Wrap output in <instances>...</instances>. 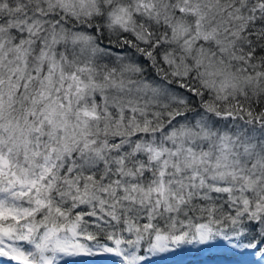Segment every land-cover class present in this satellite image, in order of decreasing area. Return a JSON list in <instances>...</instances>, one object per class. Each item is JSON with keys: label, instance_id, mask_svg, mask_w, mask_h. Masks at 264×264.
Wrapping results in <instances>:
<instances>
[{"label": "snow or ice", "instance_id": "1", "mask_svg": "<svg viewBox=\"0 0 264 264\" xmlns=\"http://www.w3.org/2000/svg\"><path fill=\"white\" fill-rule=\"evenodd\" d=\"M193 249L264 264V0H0V264Z\"/></svg>", "mask_w": 264, "mask_h": 264}, {"label": "rangeland", "instance_id": "2", "mask_svg": "<svg viewBox=\"0 0 264 264\" xmlns=\"http://www.w3.org/2000/svg\"><path fill=\"white\" fill-rule=\"evenodd\" d=\"M65 259L69 260V264H111L112 261V258L109 256L88 257L81 255L71 258L66 257ZM224 259H226L224 256L217 254L213 250L195 251L194 249L188 253L164 254L149 257L151 264H219ZM248 259L252 258L249 257Z\"/></svg>", "mask_w": 264, "mask_h": 264}, {"label": "trees", "instance_id": "3", "mask_svg": "<svg viewBox=\"0 0 264 264\" xmlns=\"http://www.w3.org/2000/svg\"><path fill=\"white\" fill-rule=\"evenodd\" d=\"M190 250H184V251H178L177 253H188ZM88 257H95V256H89V255H85Z\"/></svg>", "mask_w": 264, "mask_h": 264}, {"label": "bare ground", "instance_id": "4", "mask_svg": "<svg viewBox=\"0 0 264 264\" xmlns=\"http://www.w3.org/2000/svg\"><path fill=\"white\" fill-rule=\"evenodd\" d=\"M226 259H228V257H225ZM194 260V259H193ZM191 262V261H190ZM193 263V262H192ZM202 263V262H201ZM217 263V262H216ZM211 264H214V263H211Z\"/></svg>", "mask_w": 264, "mask_h": 264}]
</instances>
